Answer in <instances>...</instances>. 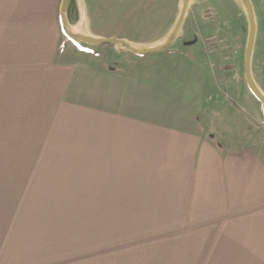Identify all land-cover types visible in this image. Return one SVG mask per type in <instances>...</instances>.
I'll list each match as a JSON object with an SVG mask.
<instances>
[{"label": "crops", "instance_id": "1", "mask_svg": "<svg viewBox=\"0 0 264 264\" xmlns=\"http://www.w3.org/2000/svg\"><path fill=\"white\" fill-rule=\"evenodd\" d=\"M62 4L0 0V121L9 116L17 124L0 129L21 132L7 134L9 160L32 163V170H18L20 184L1 171V179H8L1 188L102 195L97 219L114 226L110 211L118 209V195L133 196L129 212L138 216L143 202L136 196L145 194L147 201L159 200L160 207L152 208L167 214L177 209L171 238L221 242L227 235L230 242L257 241L255 253L245 249V255L264 258V159L252 149L223 150L196 124L183 123L184 115L190 120L201 111L208 79L196 45L169 57V49L132 57L118 46L87 44L78 38L105 37L90 31L79 2L72 25L73 4L64 12ZM161 97L168 98L165 108ZM12 147L28 152L11 154ZM167 196L179 205L165 204ZM16 219L14 230H0V264H56L49 257L41 262L44 253L30 239L49 221ZM122 222L128 229L136 223ZM23 226L29 239L19 243ZM226 250L217 252L224 257Z\"/></svg>", "mask_w": 264, "mask_h": 264}, {"label": "rangeland", "instance_id": "2", "mask_svg": "<svg viewBox=\"0 0 264 264\" xmlns=\"http://www.w3.org/2000/svg\"><path fill=\"white\" fill-rule=\"evenodd\" d=\"M78 2L81 14L92 29L90 31L104 36V39L124 41L126 45H104L118 46L130 55L135 53L129 47L145 51L171 41L166 49L158 52L169 49L166 52V57H169L176 51L184 54L189 48L187 45L195 44L202 71L205 70L208 79L203 84L201 111L190 114V120H187L189 114L184 115L183 123L187 122L189 126L196 124L207 139L223 150L240 152L252 149L264 159V104L252 93L245 73L250 22L243 0H190L186 8L184 0H77L76 5L73 2L68 17L71 25L78 19ZM249 2L256 24L251 76L264 95V5L261 0ZM184 9L182 25L174 36L173 31ZM167 100L162 99V108H165ZM160 108L156 106V110H162ZM0 126L16 127L17 124L8 116L0 121ZM1 130L0 172L7 171L15 176L13 181L17 182L13 184H20L18 170L21 173L32 170V163L9 160L12 156L6 155L8 151L4 143L8 135L16 137V133L21 132ZM22 148L23 152H28L25 147ZM22 148L12 147L10 152L21 154ZM0 180V230H14L16 225L12 223L14 220L19 222L16 218L49 221L38 226L40 235L37 238H30L32 245H38V253H44L41 255L43 263L48 257L51 260L54 258L56 264H262L264 260L259 256L251 260L245 255V249L255 253L259 244L257 241L242 243L238 238L230 242L227 235L221 242L177 241L176 237L171 238L168 234L172 232L177 209H171L167 214L152 208L160 207V202L154 197L147 201L145 194L136 196L143 202L138 216L129 212L133 196L128 193L118 195V209L110 211L118 223L114 226L108 224L107 219L99 216L97 219L95 207L103 199L102 195L13 193L1 188L8 179L0 177ZM166 198L168 202L165 204L172 207L179 205L176 200L171 201L170 196ZM82 205L85 207L78 208ZM82 218L84 220L81 221ZM121 219L127 222L135 219L136 223L128 229L124 222L119 225ZM187 222L189 220L181 225ZM27 228L23 226L19 231V243L29 239L24 236ZM224 229L226 227H222L220 232ZM219 249H227V255L223 257L217 252Z\"/></svg>", "mask_w": 264, "mask_h": 264}, {"label": "water", "instance_id": "3", "mask_svg": "<svg viewBox=\"0 0 264 264\" xmlns=\"http://www.w3.org/2000/svg\"><path fill=\"white\" fill-rule=\"evenodd\" d=\"M190 0H184V7L188 5V2ZM248 11L249 15V22H250V32H249V40L247 44V53H246V65H245V73H246V79L247 83L249 85V88L251 89L252 93L259 99V101L264 104V95L258 90V88L255 86L254 81L251 76V60H252V52H253V47H254V42H255V35H256V24L254 20V11L253 8L249 2V0H243ZM66 5V0H63L62 4V12H64ZM185 10L182 12L181 17L173 31V35L176 36L179 33L180 27L182 25L184 16H185ZM79 41H82L87 44L95 45V44H117V45H126L124 41H119L117 39H95L91 37H80L78 38ZM171 41H168L164 43L163 45H160L158 47L154 48H149L146 49L145 51H139L134 47H129V49L135 53L138 54H150V53H155L164 50L166 47L169 46Z\"/></svg>", "mask_w": 264, "mask_h": 264}, {"label": "trees", "instance_id": "4", "mask_svg": "<svg viewBox=\"0 0 264 264\" xmlns=\"http://www.w3.org/2000/svg\"><path fill=\"white\" fill-rule=\"evenodd\" d=\"M73 4V0H66V8L65 9H68L69 8V5ZM66 32V31H64Z\"/></svg>", "mask_w": 264, "mask_h": 264}, {"label": "built area", "instance_id": "5", "mask_svg": "<svg viewBox=\"0 0 264 264\" xmlns=\"http://www.w3.org/2000/svg\"><path fill=\"white\" fill-rule=\"evenodd\" d=\"M262 4L264 5V0H261Z\"/></svg>", "mask_w": 264, "mask_h": 264}]
</instances>
